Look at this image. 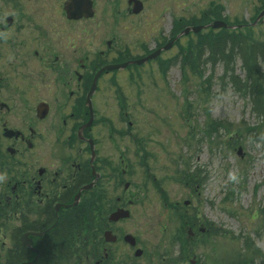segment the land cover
<instances>
[{
	"label": "flooded vegetation",
	"instance_id": "obj_1",
	"mask_svg": "<svg viewBox=\"0 0 264 264\" xmlns=\"http://www.w3.org/2000/svg\"><path fill=\"white\" fill-rule=\"evenodd\" d=\"M68 1L0 0V264H141L146 254L158 264H203L188 250L216 233L194 202L210 181L199 161L184 164L187 197L170 207L189 218L169 240L149 248L136 225L124 231L140 203L134 176L144 194L157 181L147 162L153 152L139 141L142 148L124 143L120 77L140 66V56L117 30L105 37L107 14L100 15L97 0L91 15L78 18L68 15ZM126 3L130 17L146 8L145 0ZM112 11L118 18V6ZM111 101L115 116L104 110ZM127 125L134 136V122ZM120 243L133 253L128 262L118 260ZM223 261L235 264H216Z\"/></svg>",
	"mask_w": 264,
	"mask_h": 264
},
{
	"label": "rangeland",
	"instance_id": "obj_2",
	"mask_svg": "<svg viewBox=\"0 0 264 264\" xmlns=\"http://www.w3.org/2000/svg\"><path fill=\"white\" fill-rule=\"evenodd\" d=\"M97 1L100 15L107 14L105 37L117 30L119 39L135 55L142 58L158 46L165 47L170 39L173 42L156 58L130 67L131 71L124 70L120 77L127 96L125 146L142 145L143 149L147 147L145 151L153 152L147 162L151 176H157L156 186L154 181L150 182L146 194L144 182L134 176L137 187L132 190L140 203L135 205L132 218L123 224L124 231L136 225L142 242L151 248V243L163 240L177 224L189 218L182 215L183 210L176 212L170 206L177 199L182 205L187 197L183 188L186 160L199 161L209 171L210 181H205L202 193H193L194 202L200 219L214 223L216 233L210 238L207 235V242L192 241L188 246L190 256L196 252L203 264L228 259H233L235 264H264V124L259 139L238 126L244 121L253 127L260 121L250 112L248 99L238 94L226 78L222 79L223 67L219 62L214 68L212 63L204 67L199 63L193 70L190 64L182 63L185 54H180L181 46L187 52L189 42L210 27L188 34H181L182 29L215 19L226 20L230 25L243 23L241 27L249 36L264 42V14L258 17L264 9V0H145L144 12L135 17L127 14V0ZM114 6L121 11L118 18L112 15ZM212 30L214 34L220 32V28ZM208 66L209 70L205 71ZM237 72L244 75L241 69ZM106 93L112 95L111 90ZM109 103L104 110L109 114L114 111L115 116L118 110L115 102ZM129 119L134 122V136L127 134ZM204 122L208 126L216 125V136L204 133ZM200 127L204 129L201 133ZM117 246L122 256L118 260L128 262L133 253L127 254L122 243ZM174 247L171 253L176 252ZM158 259L155 258V264ZM140 261L154 264L150 254Z\"/></svg>",
	"mask_w": 264,
	"mask_h": 264
},
{
	"label": "trees",
	"instance_id": "obj_3",
	"mask_svg": "<svg viewBox=\"0 0 264 264\" xmlns=\"http://www.w3.org/2000/svg\"><path fill=\"white\" fill-rule=\"evenodd\" d=\"M197 21L192 23H198ZM178 23L184 24L182 21ZM212 29L208 30H211L210 33L199 32L198 38L189 42L187 52H184L181 46L180 54H185L182 63H188L196 70L199 63L201 67L212 63L214 68L215 63L219 62L223 67L222 79L226 78L238 94L248 99L250 112L260 121L259 125L253 127L245 125L244 121L238 126L245 128L248 134H253L255 139H259L260 128L264 124V42L253 39L239 26L220 28L219 34H214ZM239 69L244 75L237 72ZM208 70L209 66L205 68V71Z\"/></svg>",
	"mask_w": 264,
	"mask_h": 264
},
{
	"label": "water",
	"instance_id": "obj_4",
	"mask_svg": "<svg viewBox=\"0 0 264 264\" xmlns=\"http://www.w3.org/2000/svg\"><path fill=\"white\" fill-rule=\"evenodd\" d=\"M135 1L137 2L138 0H135ZM91 6H92L91 0H69L66 3V10H67L68 15L70 17L78 18V17H81V16H89V15H91L92 14ZM263 14H264V9L261 11V13L259 14L258 17H260ZM208 25L212 26V27H215V28L230 26V25H228V23L226 21L221 20V19H216V20H214L212 23H210ZM208 25L187 26L183 30V33L188 34L191 30L195 31V32H198L201 29L207 27ZM172 43L173 42L171 41L165 47L166 48L169 47ZM160 51H161V49H158L154 53H152V54H150V55H148V56H146L144 58L136 60V62L137 63H142V62L146 61L148 58L155 57L156 55L159 54ZM126 64L127 63H122L121 66H125ZM114 66H118V65H114ZM109 67H111V66H109ZM240 151H241V148L239 149V153H240ZM127 214H128L127 211L124 212V213H121V215H127ZM26 242L28 243V241H26Z\"/></svg>",
	"mask_w": 264,
	"mask_h": 264
}]
</instances>
